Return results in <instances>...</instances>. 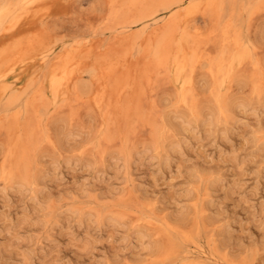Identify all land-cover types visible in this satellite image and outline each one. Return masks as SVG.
<instances>
[{"label":"bare ground","instance_id":"bare-ground-1","mask_svg":"<svg viewBox=\"0 0 264 264\" xmlns=\"http://www.w3.org/2000/svg\"><path fill=\"white\" fill-rule=\"evenodd\" d=\"M67 1L0 2V130L6 135L7 145L4 161L0 164V196L5 197L16 188H27L33 191L36 203L41 201L39 210L47 211L55 218L68 211L64 217H78L80 222H87L88 225L97 223L100 229L110 220L114 224L126 222L131 231L129 236L142 234L147 230L144 226L126 221L129 215L143 214L140 211L142 207H136L132 201L134 195L123 203H110L117 190H107L100 195L87 189L77 194L74 202L68 204V210L64 211L62 209L67 204L57 208L46 195L40 196L47 182L44 181L45 176L38 179L30 172V144L47 136L51 115L75 104L95 108L101 116V129L82 146L105 154L104 144L120 140L123 147L111 156V160L123 165L122 173L128 180L136 156L145 151H155L159 157L170 158L173 155L171 149L184 145L189 138L191 130L187 126L202 129V124L207 122L209 127H205V133L214 132L216 137L230 132L243 118L235 116L239 106L244 108L261 102L264 67L255 58L257 46L249 44L237 28L239 17L236 18L238 12L233 9L236 8L233 7L237 2L235 0L231 3L229 0H101L109 8L107 22L102 29L112 35V40L105 43L96 35L81 43L61 45L56 59L50 64L48 57L60 43L46 26V20L63 13ZM239 3L237 11H241ZM247 6L245 16L252 21L264 11V0H255ZM197 17L209 21V27L203 29L199 26ZM247 63L254 70L249 75H243L239 69ZM201 67L208 69L215 92L212 95L214 102L208 111L201 108L193 95V76ZM162 80L172 82L179 91L173 102L172 114L164 115L163 124L159 125L154 120L155 110L152 112L148 98L155 85ZM233 83L241 88L249 87L250 98L232 99L230 89ZM255 109L262 110L264 105L254 106ZM136 123L150 129L152 140L144 143L139 151H132L128 147V137ZM177 125L185 129V135L167 142L169 132L174 131ZM137 131L140 132V128ZM80 136L81 132L73 131L67 134L65 142L73 143ZM84 152L81 151L78 159ZM70 158L72 156L67 162L72 163ZM119 166L116 168L117 176L122 174ZM194 180L196 182V175L192 177V183ZM212 181V175L202 177L198 191L204 185L210 187ZM147 206L142 208L147 214V222H155L156 226L162 224L156 208L149 206L147 209ZM198 209L195 215L200 222V216L206 210ZM45 221L50 226V219ZM59 223L62 220H57L53 228ZM199 227L202 228L201 225ZM18 240L15 245L14 239L7 243L5 250L18 248L21 238ZM166 242L155 258L158 264L173 263L172 241L168 239ZM152 248L147 246L145 252L152 251ZM155 250L153 248L152 252ZM3 252L0 248V254ZM201 252L206 254L203 249ZM176 259L175 264L182 261Z\"/></svg>","mask_w":264,"mask_h":264},{"label":"rangeland","instance_id":"rangeland-1","mask_svg":"<svg viewBox=\"0 0 264 264\" xmlns=\"http://www.w3.org/2000/svg\"><path fill=\"white\" fill-rule=\"evenodd\" d=\"M235 1L236 5L240 2L238 6L241 8L237 11V6L232 4L236 7L233 8L230 4L238 12L237 28L249 44L257 46L255 58L264 67V11L251 21L249 16H245L244 9L255 0ZM67 4L63 13L46 20V26L60 43L48 57L50 64L56 59L61 45L81 43L96 35L105 43L112 40V35L102 29L107 22L109 8L101 0H68ZM226 10L228 12L229 9ZM227 12L226 15H231L230 11ZM196 22L203 29L210 25L201 17H197ZM253 70V66L247 63L239 72L249 75ZM207 71L206 67H201L193 76V95L204 111L210 109L214 102L212 95L215 94ZM171 85L173 87H169ZM178 91L168 80L155 85L148 103L152 112L155 110L156 114H153L157 124L162 125L163 116L172 114ZM230 96L248 100L250 89L233 83ZM263 105L264 92L259 104L239 106L235 116L243 118L230 132L217 137L214 132L205 133V127H209L207 122L202 124L204 129L187 126L191 130L189 138L184 145L171 149L173 155L170 158L159 157L155 151H145L136 156L128 180L122 173L123 165L111 160V156L123 147L120 140L104 144L105 154L82 146L101 129V116L97 110L82 104L58 110L48 120L47 136L30 144V172L38 179L45 176L44 181L47 182L40 196L46 195L57 208L67 204L62 209L64 211L83 190H93L100 195L107 190H117L110 203H123L134 195L132 201L135 206L156 208L162 224L156 226L155 222H147V214L142 208L140 211L144 215H129L126 221L147 230L132 236H129L131 231L126 222L114 224L107 220L100 229L97 223L88 225L80 222L78 217H64L68 211L55 218L47 211H40L41 201L36 203L33 191L16 188L7 196H0V248L4 251L0 254V264H109L108 260L110 264H158L155 258L168 239L172 241L174 250L171 264H175V258L182 259L177 264H264V109L254 110V106ZM139 128L140 132L137 131ZM73 131L81 132L80 138L73 143L65 142L67 134ZM184 135L185 129L177 125L174 131L169 132L167 142ZM151 140L150 129L136 123L129 134L128 147L139 151L144 143ZM6 147V135L0 130V164L4 161ZM81 151H85L84 155L78 159ZM71 156L72 163L67 162ZM117 165H120L122 173L118 176ZM194 175L197 180L192 183ZM209 175L213 176L210 187L204 185L198 191L200 179ZM134 177L136 181H133ZM198 205L200 210H206L200 216V222L195 215ZM46 219H50V226H47ZM57 220H62V223L53 228ZM19 238L18 248L5 250L7 243L14 239L15 245ZM150 245L156 248L155 252H152L153 248L145 252ZM202 249L206 254L201 252Z\"/></svg>","mask_w":264,"mask_h":264}]
</instances>
